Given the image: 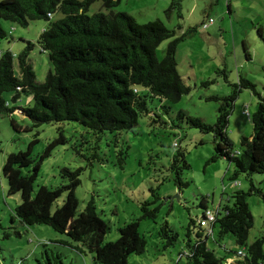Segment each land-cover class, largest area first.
Instances as JSON below:
<instances>
[{
  "label": "trees",
  "instance_id": "1",
  "mask_svg": "<svg viewBox=\"0 0 264 264\" xmlns=\"http://www.w3.org/2000/svg\"><path fill=\"white\" fill-rule=\"evenodd\" d=\"M94 1H0V39L10 37L11 33L6 32L1 22L23 28L33 21L47 22V27L39 34L35 44L47 54L50 66L44 82L38 83L28 60L34 43L24 41L26 47L15 56L8 50L1 51L0 115L18 111L31 121L32 127L49 123H77L97 136L132 132L141 117H149L151 125L156 127L173 130L184 123L201 133L212 134L214 153L210 161L225 159L231 163L234 171L230 180L237 182L242 175L249 182V189L246 192L234 190L228 198L231 201L229 205L217 206L216 218L210 225L212 236L198 224V219L189 220L185 249L179 253V260L184 257L188 264H264V232L251 244L247 242L253 218L246 202L250 195H258L264 202V190L257 187L252 179L254 174L264 176V98L256 92L251 81L238 76L228 96L209 98L219 103L214 124L190 117L182 110L173 116L169 105L190 92L177 70L176 50L184 37L196 29L188 28L177 35L176 30L168 29L159 19L139 23L126 12H114L120 0H99L107 13L99 11L88 15V8ZM55 14H60L61 18L53 20ZM209 19L199 24L200 29ZM257 32L262 35L261 30ZM165 41L167 45L163 58L158 60L156 50ZM243 51L249 60L244 45ZM14 57L17 59L19 76L15 75ZM243 89L251 90L258 102L256 110L250 115L251 135L241 136L239 148L234 149L227 135V127L234 102ZM6 93L12 94V102L20 99L21 94L30 95L32 104L17 110L10 108L4 97ZM154 101L158 102V106L150 108L149 104ZM11 123L13 128H17L13 120ZM36 142L30 143L26 150L8 154L1 168L6 180V195L20 197V203L11 210V222L17 221L27 227L48 226L67 238L50 241L49 244L41 243L34 263L66 264L57 250L58 245L69 247L80 255L89 254L94 264H128L130 256L143 254L146 240L139 233V220L155 219L158 207L148 208L152 202H144L139 219L122 225L116 241L104 243L106 225L96 213L94 199H89L85 208L77 213L75 190L80 185L82 168L62 167L60 176L66 182L56 188L41 185L34 192L41 164L57 145L65 144L67 140L60 133L58 138L47 144L37 159L31 155L32 145ZM173 145L178 147L176 142ZM118 153L119 166L122 167L127 153L125 149ZM92 157L99 160L97 153ZM171 160L174 184L182 191L189 184L183 176V170L189 165L181 151H177ZM62 196L64 198L58 204ZM201 206L204 212L208 210L205 198H202ZM196 226L198 231L194 232L192 229ZM13 234L20 236L16 231ZM158 234L167 240L166 246L173 245L178 238L166 221L160 226ZM225 235L233 237L239 247L237 251H229L218 244L223 250L220 254L208 246L211 237L218 243ZM9 237V233L4 235V238ZM179 260L176 264H179Z\"/></svg>",
  "mask_w": 264,
  "mask_h": 264
},
{
  "label": "rangeland",
  "instance_id": "2",
  "mask_svg": "<svg viewBox=\"0 0 264 264\" xmlns=\"http://www.w3.org/2000/svg\"><path fill=\"white\" fill-rule=\"evenodd\" d=\"M113 10L130 14L139 23L159 19L168 29L176 30L177 35L188 28L196 29L184 37L176 50L177 70L190 92L169 105L173 116L182 110L190 117L214 124L219 103L209 98L228 96L238 76L251 81L256 92L264 98V0H120ZM99 11L107 13L101 2L95 0L87 14ZM209 17L214 23L202 32L199 24ZM60 18V14L53 16V20ZM1 25L7 33L11 32L12 39H0V52L8 50L15 56L26 47L24 41L34 43L28 60L36 81L44 82L50 70L48 56L35 41L47 27V22L33 21L26 28L8 22H1ZM258 30L262 35L257 33ZM166 45L167 41L157 48L158 60L163 58ZM243 45L249 60L245 59ZM14 71L19 76L15 57ZM207 81L212 82L205 84ZM4 97L10 108L15 110L32 104L30 95L21 94L15 102L11 101L12 94L6 93ZM257 102L258 98L251 90L243 89L238 93L227 127L234 149L239 148L241 136L248 137L252 133L250 115L256 110ZM155 105L158 106L157 101L150 103L149 107ZM164 119L167 120L166 117ZM12 120L17 128H13ZM179 125L180 128L170 130L151 125L149 117H141L132 132L97 136L77 123L32 127L31 121L18 111L0 115V264H35L41 243L67 240L48 226L27 227L17 221L11 222V210L20 203V197L6 195V180L1 174L8 154L26 150L36 140L31 155L37 159L60 133L67 142L57 145L41 164L34 192L41 185L56 188L66 182L60 176L62 167L82 168L80 185L75 190L77 213L85 208L89 199H94L96 213L106 225L104 243L116 241L118 229L138 220L143 203L152 202L148 208L158 207L155 219L139 220V233L146 240L145 251L141 255L130 256L128 264H176L179 253L185 249L189 220H199L204 212L202 198H205L207 209L214 212L218 205L222 207L231 203L228 198L234 190L246 192L249 189V182L242 175L237 178L240 185L233 187L230 177L234 168L231 163L225 159L210 161L214 153L212 134L201 133L184 123ZM174 142L178 144L177 148L173 147ZM124 149L127 156L120 167L118 151ZM177 151L185 155L189 165L183 170L189 184L182 191L175 186L170 171L172 156ZM94 153L98 154L99 160L92 157ZM22 172L26 174L25 170ZM252 179L257 187L264 190V176L254 174ZM246 202L253 218L247 240L251 244L264 232V202L258 195L248 196ZM165 221L178 235L171 246H166L167 240L158 234ZM192 230L198 231V227ZM15 231L20 236H15ZM216 232L215 229V235ZM7 233L10 237L4 238ZM207 244L220 254L223 250L219 245L232 252L239 249L230 235L223 236L218 243L211 237ZM57 250L66 264H94L89 254L80 255L62 245H58ZM179 264L188 263L182 257Z\"/></svg>",
  "mask_w": 264,
  "mask_h": 264
},
{
  "label": "built area",
  "instance_id": "3",
  "mask_svg": "<svg viewBox=\"0 0 264 264\" xmlns=\"http://www.w3.org/2000/svg\"><path fill=\"white\" fill-rule=\"evenodd\" d=\"M212 22L213 20L210 18L207 24H210ZM207 24L203 25V29L207 27ZM236 186H239V182L235 181L233 182V187H236ZM215 218H216V212L206 210L203 213V216L197 221L201 227H204L208 230V233L210 236H212V230H211L210 225L214 222Z\"/></svg>",
  "mask_w": 264,
  "mask_h": 264
},
{
  "label": "crops",
  "instance_id": "4",
  "mask_svg": "<svg viewBox=\"0 0 264 264\" xmlns=\"http://www.w3.org/2000/svg\"><path fill=\"white\" fill-rule=\"evenodd\" d=\"M229 6H230V5H229ZM229 12H231V11L229 10ZM212 24H213V23H212ZM212 24H210L209 26H211ZM209 26H208V27H209ZM208 27H207L206 29H201L202 32L208 30ZM257 33H258V32H257ZM245 59H246V58H245ZM246 60H248V59H246Z\"/></svg>",
  "mask_w": 264,
  "mask_h": 264
}]
</instances>
